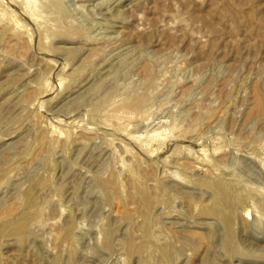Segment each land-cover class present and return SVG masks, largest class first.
Returning a JSON list of instances; mask_svg holds the SVG:
<instances>
[{
    "label": "rangeland",
    "instance_id": "374dc122",
    "mask_svg": "<svg viewBox=\"0 0 264 264\" xmlns=\"http://www.w3.org/2000/svg\"><path fill=\"white\" fill-rule=\"evenodd\" d=\"M0 264H264V0H0Z\"/></svg>",
    "mask_w": 264,
    "mask_h": 264
}]
</instances>
